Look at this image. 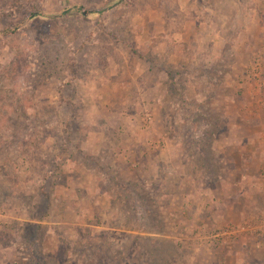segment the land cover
<instances>
[{
  "label": "rangeland",
  "instance_id": "obj_1",
  "mask_svg": "<svg viewBox=\"0 0 264 264\" xmlns=\"http://www.w3.org/2000/svg\"><path fill=\"white\" fill-rule=\"evenodd\" d=\"M263 224L264 0H0V264H264Z\"/></svg>",
  "mask_w": 264,
  "mask_h": 264
},
{
  "label": "trees",
  "instance_id": "obj_2",
  "mask_svg": "<svg viewBox=\"0 0 264 264\" xmlns=\"http://www.w3.org/2000/svg\"><path fill=\"white\" fill-rule=\"evenodd\" d=\"M96 14H102L103 12L99 11V12H95Z\"/></svg>",
  "mask_w": 264,
  "mask_h": 264
},
{
  "label": "water",
  "instance_id": "obj_3",
  "mask_svg": "<svg viewBox=\"0 0 264 264\" xmlns=\"http://www.w3.org/2000/svg\"><path fill=\"white\" fill-rule=\"evenodd\" d=\"M84 15H85V16H87V15H88V13H84Z\"/></svg>",
  "mask_w": 264,
  "mask_h": 264
},
{
  "label": "built area",
  "instance_id": "obj_4",
  "mask_svg": "<svg viewBox=\"0 0 264 264\" xmlns=\"http://www.w3.org/2000/svg\"><path fill=\"white\" fill-rule=\"evenodd\" d=\"M263 227H264V224H263Z\"/></svg>",
  "mask_w": 264,
  "mask_h": 264
}]
</instances>
